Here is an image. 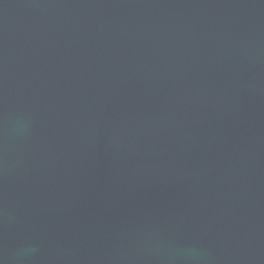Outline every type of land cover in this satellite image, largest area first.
<instances>
[{"label":"water","instance_id":"water-1","mask_svg":"<svg viewBox=\"0 0 264 264\" xmlns=\"http://www.w3.org/2000/svg\"><path fill=\"white\" fill-rule=\"evenodd\" d=\"M0 264H264V0H0Z\"/></svg>","mask_w":264,"mask_h":264}]
</instances>
